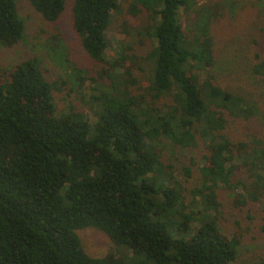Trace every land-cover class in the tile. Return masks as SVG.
Masks as SVG:
<instances>
[{
    "label": "trees",
    "instance_id": "obj_1",
    "mask_svg": "<svg viewBox=\"0 0 264 264\" xmlns=\"http://www.w3.org/2000/svg\"><path fill=\"white\" fill-rule=\"evenodd\" d=\"M26 1L47 22L70 1L80 44L101 65L106 30L117 22L122 34L134 32L149 46L142 57L149 69L124 49L111 73L101 66L98 76L110 83L91 95L100 106L93 123L70 104L57 113L53 91L61 80L47 79L36 56L0 80V264L236 261L240 237L221 230L217 192L228 191L239 204H264V143L227 135L232 123H251L260 110L242 87L220 83L219 64L229 66V59L216 53L209 23L181 25L179 10L190 0ZM24 32L16 0H0V46L17 43ZM246 61L244 80L251 90L263 87L264 58ZM136 67L147 72L144 80ZM166 143L198 150V187L187 192L175 180ZM85 227L107 234L121 253L87 254L76 233Z\"/></svg>",
    "mask_w": 264,
    "mask_h": 264
},
{
    "label": "rangeland",
    "instance_id": "obj_2",
    "mask_svg": "<svg viewBox=\"0 0 264 264\" xmlns=\"http://www.w3.org/2000/svg\"><path fill=\"white\" fill-rule=\"evenodd\" d=\"M16 2L19 14L25 21V32L17 43L0 46V80L8 79L18 61L36 56L44 71L46 70L44 74L47 79L61 80V87L53 91L57 113L64 111L70 104L79 108L90 122H95L100 106L91 99V95L97 94L110 83L107 77L98 76V70L102 66L100 72L102 70L103 74L111 73L109 71L121 49L141 56L138 66L149 69L148 62L142 59L149 46L144 40L137 38L134 32L122 34L117 22L106 30L108 48L105 62L101 65L89 58L80 44V38L72 27L70 1L54 22L43 20L26 0ZM263 14L264 0H190L187 9L181 7L179 10L178 17L185 29L197 20L200 23H209L215 39L216 53L222 50V57L229 59V66L227 63L219 64L225 69L220 83L232 89L242 87L251 95V103H258L260 112L251 123L237 121L227 129V135L232 140L254 137L264 143V86L251 90V86L244 80L246 59L257 56L259 59L264 58ZM131 23L135 25L136 21L132 20ZM261 26L263 28L260 29ZM54 37L57 38L56 43ZM225 58L222 61H226ZM121 71L118 67L114 68L115 73ZM133 73L140 80H144L147 74L138 67ZM81 97L85 102L80 100ZM164 159L172 165L175 180L181 183L184 191H191L201 184L199 168L203 159L197 149H181L166 143ZM217 193L223 201L222 214L218 221L221 230L225 234L240 237L237 259L232 264L264 262V204L251 201L243 205L237 203L234 196L226 190L219 189ZM190 200L191 195H185L184 202ZM76 233L83 249L90 256L103 257L108 252L121 253L110 237L96 228L85 227L78 229ZM126 253L130 255L128 250Z\"/></svg>",
    "mask_w": 264,
    "mask_h": 264
}]
</instances>
